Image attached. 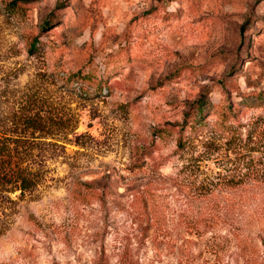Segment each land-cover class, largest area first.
Instances as JSON below:
<instances>
[{"label":"rangeland","instance_id":"374dc122","mask_svg":"<svg viewBox=\"0 0 264 264\" xmlns=\"http://www.w3.org/2000/svg\"><path fill=\"white\" fill-rule=\"evenodd\" d=\"M229 103L264 142V0H0V138L32 179L0 187V264H264V181L213 183L264 162L250 123L211 127Z\"/></svg>","mask_w":264,"mask_h":264},{"label":"trees","instance_id":"16d2710c","mask_svg":"<svg viewBox=\"0 0 264 264\" xmlns=\"http://www.w3.org/2000/svg\"><path fill=\"white\" fill-rule=\"evenodd\" d=\"M16 1L17 0H9V3L13 5L16 3ZM193 103H195L194 109L196 114L193 116V118L188 119L186 118L188 113L184 112L183 118L179 122V135L175 141V146L178 149H183L188 140L200 135L204 128H206L208 125L202 117L203 109L208 107L205 99L202 97H197ZM236 116V110L233 109L232 105L229 103L226 105V110L221 109V111L218 112L217 118L211 122V127L217 129L219 132H225L229 134V137L225 138L224 140L228 141L237 134L238 131L236 132L235 130L237 126L250 123L249 125L247 124L248 126L245 132V137L251 141V147L256 145V149H258L259 146L264 149V142L259 143L257 141L261 140L260 134H262L263 128L259 130V126L254 120L249 119L246 123L235 120ZM206 129H209V126ZM259 163H261V161ZM259 163L254 167L245 165V169H241V167H226L223 171L217 173V178L215 181H213V183L215 185L224 186L225 188H234L240 185V183H242L241 181L245 180L249 176L254 177V179L264 181V162L261 165H259ZM6 183L13 184L17 188L22 189L28 187L32 183V179L26 174V171H24V169L13 160L9 152L8 144H6L3 138H0V187Z\"/></svg>","mask_w":264,"mask_h":264}]
</instances>
